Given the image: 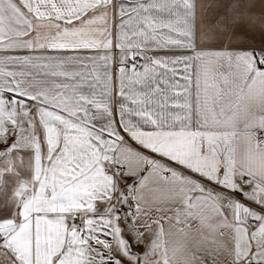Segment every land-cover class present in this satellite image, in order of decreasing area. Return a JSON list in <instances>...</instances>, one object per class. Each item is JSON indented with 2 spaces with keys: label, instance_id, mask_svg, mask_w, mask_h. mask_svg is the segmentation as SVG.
Here are the masks:
<instances>
[{
  "label": "snow or ice",
  "instance_id": "snow-or-ice-1",
  "mask_svg": "<svg viewBox=\"0 0 264 264\" xmlns=\"http://www.w3.org/2000/svg\"><path fill=\"white\" fill-rule=\"evenodd\" d=\"M202 7L0 0V264H264V13Z\"/></svg>",
  "mask_w": 264,
  "mask_h": 264
},
{
  "label": "crops",
  "instance_id": "crops-1",
  "mask_svg": "<svg viewBox=\"0 0 264 264\" xmlns=\"http://www.w3.org/2000/svg\"><path fill=\"white\" fill-rule=\"evenodd\" d=\"M198 15L203 14L205 22H214L220 15H235L237 13H246L260 16L264 13V0H197ZM232 5H236L232 7ZM231 8V12L229 9ZM255 39L262 38L260 29H255L252 33Z\"/></svg>",
  "mask_w": 264,
  "mask_h": 264
}]
</instances>
